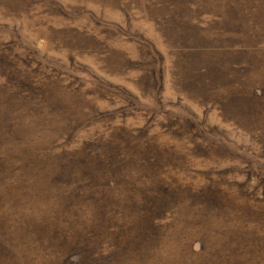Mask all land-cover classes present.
Instances as JSON below:
<instances>
[{
    "label": "rangeland",
    "instance_id": "374dc122",
    "mask_svg": "<svg viewBox=\"0 0 264 264\" xmlns=\"http://www.w3.org/2000/svg\"><path fill=\"white\" fill-rule=\"evenodd\" d=\"M0 264H264V0H0Z\"/></svg>",
    "mask_w": 264,
    "mask_h": 264
},
{
    "label": "trees",
    "instance_id": "16d2710c",
    "mask_svg": "<svg viewBox=\"0 0 264 264\" xmlns=\"http://www.w3.org/2000/svg\"><path fill=\"white\" fill-rule=\"evenodd\" d=\"M207 91H208V92H207ZM205 92L209 93V92H210V90H208V89H205ZM210 94H211V92H210Z\"/></svg>",
    "mask_w": 264,
    "mask_h": 264
}]
</instances>
